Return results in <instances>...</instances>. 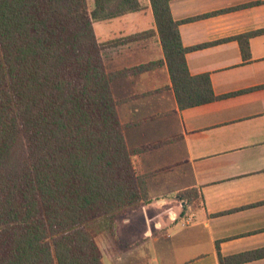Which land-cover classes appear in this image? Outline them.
Here are the masks:
<instances>
[{"label":"trees","instance_id":"16d2710c","mask_svg":"<svg viewBox=\"0 0 264 264\" xmlns=\"http://www.w3.org/2000/svg\"><path fill=\"white\" fill-rule=\"evenodd\" d=\"M92 1L0 0V264H103L95 238L114 243L116 219L150 202L92 28L143 6ZM149 2L178 107L214 101L208 76L188 72L168 0ZM176 199L185 212L202 196Z\"/></svg>","mask_w":264,"mask_h":264},{"label":"crops","instance_id":"0c3cea01","mask_svg":"<svg viewBox=\"0 0 264 264\" xmlns=\"http://www.w3.org/2000/svg\"><path fill=\"white\" fill-rule=\"evenodd\" d=\"M139 1L141 11L92 25L104 67L116 74L112 96L127 147L141 150L133 163L150 200L116 219L108 261L133 264L124 257L151 238L153 258L139 264H219L218 254L264 264V0H168L190 49L188 72L207 75L216 97L186 109L150 2ZM190 189L202 201L182 212L176 196Z\"/></svg>","mask_w":264,"mask_h":264},{"label":"rangeland","instance_id":"374dc122","mask_svg":"<svg viewBox=\"0 0 264 264\" xmlns=\"http://www.w3.org/2000/svg\"><path fill=\"white\" fill-rule=\"evenodd\" d=\"M89 8L92 9L93 7V1L88 0ZM152 191V190H151ZM95 243L101 253L103 254V263L104 264H113L112 261H108L107 254L113 253L110 249V247L107 248V246H111V242L109 241L108 237L105 234H101L95 238ZM153 239H144V241L136 246L135 249L131 250L129 253V256H125L123 259L124 263H131L133 264H139L142 261L149 262V257L153 258ZM111 252V253H110ZM134 256V257H133Z\"/></svg>","mask_w":264,"mask_h":264}]
</instances>
